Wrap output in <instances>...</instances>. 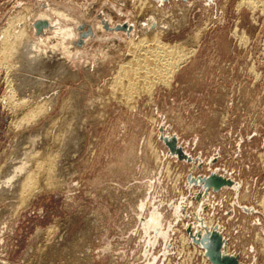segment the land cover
Instances as JSON below:
<instances>
[{"label":"rangeland","instance_id":"374dc122","mask_svg":"<svg viewBox=\"0 0 264 264\" xmlns=\"http://www.w3.org/2000/svg\"><path fill=\"white\" fill-rule=\"evenodd\" d=\"M38 1L44 2L0 0V30L22 6L33 15L48 14L51 20L53 11H59L76 22L60 23L59 27L68 28L72 35L63 41L64 48L57 49L61 38L55 37L53 30L31 35L46 43V50L56 49L60 60L73 51L65 67L39 68L22 80L23 94L32 96L30 100L41 109L46 106L47 113L39 122L18 131L10 128L11 113L2 100L6 72L0 70V166L19 148L23 133L36 134L41 128L43 133L50 132L48 135L62 134L61 126L70 118V126L65 124L67 151H63L69 158L62 157L65 169L58 177L61 185L35 193L16 211L0 205V262L34 264L29 257L47 253L53 249L50 242L58 241V253H88L92 264H204L198 250L189 245L194 243L187 234L188 228L192 231L190 225L195 224L194 231L199 228L194 215L201 214L199 218L217 227L226 242L227 250L223 251L227 255L236 257L239 264H264L261 9L240 6L242 0H148L165 19L171 14L177 27L159 36L162 43L187 41L190 45L188 39L196 32L201 37L193 55L168 83L156 84L150 92H138L131 99L134 101L125 100L128 103L124 104L115 100L112 79L127 58V38L131 36L113 35L110 30L99 36L97 29L108 11L122 26L120 32H126L124 25L132 24L137 34L139 25L156 22L145 12L148 8L141 9L140 0H74L86 5L82 9L68 0H49L60 7L46 13L35 6ZM88 29L92 38L88 34L86 39ZM63 69L72 77L66 78ZM65 99H69L68 105L60 111ZM55 116L60 127H49L45 121ZM171 137L190 160L170 153L163 139ZM211 173L236 186H223L218 191L210 188L201 199L203 196L195 193L200 188L194 180ZM159 226L160 231L154 229ZM47 230H52L49 235ZM178 236L185 238L184 243Z\"/></svg>","mask_w":264,"mask_h":264},{"label":"bare ground","instance_id":"6f19581e","mask_svg":"<svg viewBox=\"0 0 264 264\" xmlns=\"http://www.w3.org/2000/svg\"><path fill=\"white\" fill-rule=\"evenodd\" d=\"M61 1L63 2V0ZM147 1L148 0H140V4H141L140 7L141 9H143L144 6L148 8L149 11H145V12H147V15L149 14L150 17L154 19V21L156 20V22H154L156 23V26L154 23H152L151 25L152 21H150V23L146 25H143L144 27H140L142 26V24L139 25L138 23L137 25H139V29L137 28V30L139 31L137 32V34H135L134 29L131 26L132 24L127 25V26L124 25L123 27L126 32H120L122 26L119 25L118 22H115L112 14L107 11L97 29V33L99 34V36L102 34H105L106 30H110L113 35L121 36L120 35L121 33L123 34L126 33L124 34L125 37L131 36L127 38L128 39L127 44H126V49L128 52L127 58L125 57L126 59L123 62H121L120 65H118L119 69L117 70V72L115 71L116 72L115 76L114 77L112 76L113 77L112 91L118 97V98H115V100L118 99L122 101L124 104H126V102L129 100H130V103L131 101H134L131 99H133V95L134 94L137 95L138 92H142L145 90L150 92V90L153 88L154 85L159 84V83L160 84L168 83L169 80L172 78V76L177 71V69H179V67L182 64H184L193 55L194 53L193 48L197 47V44L199 41L198 39L201 37L199 35L200 33L198 34L196 32V34L191 39H188L190 41L189 42L190 45L187 44L189 47H187L186 45L187 41H182V42L179 41L180 43L176 42V44L174 45L173 44L168 45V44L162 43L159 39V36L162 33L164 34V32H166L168 29L171 30L174 27V22L171 20L172 15L170 14L169 20L165 19L166 15L164 16L162 15V13L160 15V13L156 11V8L153 7L150 3H147ZM152 1H156L159 3L166 2L163 0H152ZM183 1H186V0H183ZM206 1L208 2L210 0H206ZM68 2L78 7L79 9L86 7L84 3L78 4V2L74 0H68ZM241 5H245V7H248L252 11L261 9L262 13H264V0H242V2H240V6ZM35 6L39 10L45 11L46 13H48L49 10H51V8L53 7L54 8L60 7L58 4L52 3L49 0H44V2L38 1ZM23 7L24 6L21 7L22 8L21 10L19 11L17 10L18 12L17 15L15 14L16 16L13 15L12 18L10 17L11 19L10 20L8 19L7 20L8 22L5 25L6 27L0 30V70L4 69L6 72V76H5L6 85H5V90H4L2 100H3L4 106L8 109V112L10 111L11 113L12 121L10 120L11 122L10 128L14 129V131L15 130L18 131L19 129L25 128V126H27L28 124L30 125L32 123L35 124L39 122V120H41L44 114L46 115L47 113V110L45 109L46 106L43 107V109H41L39 104L37 103L34 104V101L32 102V100H30L32 96L29 97L28 94L27 95L23 94L22 90L25 91L24 85H22L24 88L20 89V85L23 84L24 82V81L22 82V80H24L25 77L28 78L27 76L29 73L32 74V72L34 71L38 72L36 70H38L39 68H42L44 71V69L46 68L56 67L57 65H60L62 68L65 67L68 64L69 57H71L70 55H72L71 53L73 51V49L67 51L65 55H63L65 57L61 58L60 60V57H57V55H55L56 49L49 50V51L46 50V48L44 47L46 43H44L41 40L35 41L31 34H35L34 35L35 37V36H39L40 34H42L43 31L53 30L56 35L55 37L61 38L58 40L60 45L58 44L59 46H57L58 47L57 49L60 50L65 47L64 46L65 44L62 45L63 41L65 42L66 40L70 39L72 35L68 28L61 29V27L59 26L62 24V22L63 23L67 21L75 22V19H72L70 16L62 12L53 11L54 20H51L50 16L49 17L47 16L48 14L47 15L42 14L41 12H40L41 14L40 13L37 14L38 12L36 11L37 13L33 15L32 13L30 14V12H28V8H26L27 6H25V8ZM141 9H138V10H141ZM180 13L182 12L180 11L179 14ZM181 15L182 17L185 18L184 14H181ZM150 17L148 18L149 20H150ZM98 18L100 20L102 17H98ZM140 18L142 19V17H139L138 19ZM149 20L147 21L149 22ZM142 21L143 20H141V22ZM138 22H140V20ZM175 24L176 26H178L177 23ZM150 25L152 27L154 26L155 28L152 29ZM81 27L82 26H80L79 28L81 29ZM175 28L177 27H174V29ZM88 34H89V37L92 38L89 32V29H88V33L84 34V36L86 37L88 36ZM132 34H135L134 38H132ZM79 45H82V44H79ZM108 58L110 59V57ZM16 73L17 75L19 74L18 77L15 76ZM61 73H64L66 78L72 77V73L68 70L63 69ZM32 75H30V77ZM74 76L75 74H73V77ZM32 77H35V76H32ZM38 80L39 79H37V81ZM41 81H38V82H41ZM29 85L31 84L29 83ZM45 85L46 84L41 85L42 88ZM29 92L30 91H28V93ZM35 92L33 94H35ZM41 93L43 94V92ZM42 94H39L37 96H40ZM59 94H60L59 91H57L55 94L56 99L58 98ZM25 95L28 96L29 99H25L24 97ZM43 95H45V93ZM68 100L69 99H65L64 101L62 100L63 102L61 101L62 105L60 104L61 106L60 111L66 108L65 106L68 105ZM45 102L46 101H43L42 104L44 103L46 105ZM54 105L55 104H53V106ZM50 108L48 110V114H50V112L52 111ZM57 120H58V117L55 116V117L49 118V120L45 121V123L49 125V127H52V126L55 127L58 124ZM68 120H67L68 122L67 121L64 122L61 126V128L62 127L64 128V130L62 131V134L59 132H56V134L54 133V134L48 135V133L50 132L43 133L41 128L40 129L38 128L39 130L37 131L36 134H32L34 132L31 133L32 135L28 133L22 134L23 139H22V142L19 144V148L16 147L18 148L17 150H14V151L12 150L11 151L12 153H10L11 155L9 156L8 160H6L5 163H2L0 166V205L5 204L8 207H12V208L14 207V210L18 207L22 208L23 205L25 206V204L33 197V195H35V193L53 189L57 187L58 185H61L59 184L60 180H58V177H61L60 175L63 174L64 172L63 169H65L64 166L62 165V161L64 159L62 157H64L65 155V152L63 153V151H67V150H64V145H65V138H66L65 124L66 126L67 125L70 126L71 124L70 118ZM46 127L43 126V128H46ZM74 138L75 137H73V139ZM79 139L81 138L79 137ZM68 158L69 156L67 157V160ZM67 168H70V167H67ZM65 172H68V171L65 170ZM233 186H236V184H233ZM195 193H197V195L199 196L202 195L203 197H201V199L205 198L203 189L200 188V190H198ZM19 210L21 209L19 208ZM2 213L3 212L1 210L0 216ZM200 215L201 214H198V215L195 214L194 216L199 217ZM158 218L159 217H157L156 220H158ZM199 220H201V222L208 229L214 226V224L211 221H204L203 217H200ZM186 224L189 225V223H186ZM151 225L152 223H149V226ZM186 226L187 225H184V228H186ZM190 226L192 227V232H195L194 231L195 224L190 225ZM160 228L162 227L161 226H159V228L154 227V229H158L159 231L161 230ZM158 230L154 232L158 233L159 232ZM47 231H48L47 235H49V233L52 230L51 231L47 230ZM155 235L157 234L155 233ZM50 237H47V239ZM153 237H154V234L152 235V238ZM181 240H182L181 243L182 242L184 243L185 238H181ZM50 245H53L52 247L53 249L49 250L47 253H44V254H37L32 257L28 256L29 257L28 261L31 258L34 264L35 263L36 264H62V263L63 264H92V258H90V255L88 253L83 254V255L78 253L79 255L70 254L69 256H64L62 253L60 254L57 252L56 247L59 245L58 241H55L54 243L50 242ZM189 245L192 246V249L198 250L197 253L199 256L202 257V261L204 262V264H211L208 258L205 256V250L201 246L192 244V243H189ZM225 249L227 250L226 242H225ZM0 264H5V263L0 262Z\"/></svg>","mask_w":264,"mask_h":264},{"label":"water","instance_id":"95a60500","mask_svg":"<svg viewBox=\"0 0 264 264\" xmlns=\"http://www.w3.org/2000/svg\"><path fill=\"white\" fill-rule=\"evenodd\" d=\"M163 141L169 147L170 153L177 154L179 158L190 160V158L182 153L180 148L176 146L175 138H164ZM188 182H192L191 177H189ZM194 183L203 189L204 196L208 194L210 188H212L213 191H218L223 186L230 187L233 184L231 180L223 178L216 173H211L207 177H199L196 181L194 180ZM195 218L198 221L199 228L196 227L194 233H192L191 228H188L187 234L194 244L201 246L205 250V256L210 263L239 264L236 257L229 256L223 251L225 250V243L221 234L217 231V227L208 229L201 220H199L198 216H195Z\"/></svg>","mask_w":264,"mask_h":264}]
</instances>
